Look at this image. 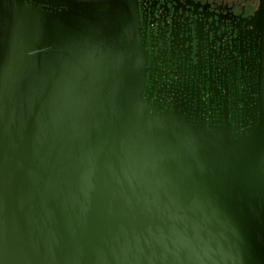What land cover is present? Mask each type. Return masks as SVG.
I'll use <instances>...</instances> for the list:
<instances>
[{
  "label": "water",
  "instance_id": "95a60500",
  "mask_svg": "<svg viewBox=\"0 0 264 264\" xmlns=\"http://www.w3.org/2000/svg\"><path fill=\"white\" fill-rule=\"evenodd\" d=\"M260 65H149L136 0H0V264H264Z\"/></svg>",
  "mask_w": 264,
  "mask_h": 264
},
{
  "label": "flooded vegetation",
  "instance_id": "af4514ba",
  "mask_svg": "<svg viewBox=\"0 0 264 264\" xmlns=\"http://www.w3.org/2000/svg\"><path fill=\"white\" fill-rule=\"evenodd\" d=\"M153 67L210 69L244 83L264 60L260 0H136Z\"/></svg>",
  "mask_w": 264,
  "mask_h": 264
}]
</instances>
